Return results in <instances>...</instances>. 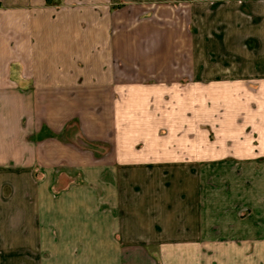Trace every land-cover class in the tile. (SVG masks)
<instances>
[{
  "label": "crops",
  "instance_id": "1",
  "mask_svg": "<svg viewBox=\"0 0 264 264\" xmlns=\"http://www.w3.org/2000/svg\"><path fill=\"white\" fill-rule=\"evenodd\" d=\"M0 264H264V0H0Z\"/></svg>",
  "mask_w": 264,
  "mask_h": 264
},
{
  "label": "rangeland",
  "instance_id": "2",
  "mask_svg": "<svg viewBox=\"0 0 264 264\" xmlns=\"http://www.w3.org/2000/svg\"><path fill=\"white\" fill-rule=\"evenodd\" d=\"M76 130H77V124L75 123V122H71L70 123V125H69V128H68V131H67V133L69 132L70 134V138L71 139H73L74 137L73 136H76L77 137V132H76ZM215 137H217V134L216 133H212L211 134V140H216V138ZM82 142L84 143V140H82ZM87 146H89V147H93L94 148V151H96L97 153H98V155L97 156H104V155H106V153H107V151L110 149V148H108V147H110V146H108L107 144H105V143H103V142H99V143H97L96 145H89V144H87ZM64 181H62V183H63ZM64 184V183H63Z\"/></svg>",
  "mask_w": 264,
  "mask_h": 264
}]
</instances>
